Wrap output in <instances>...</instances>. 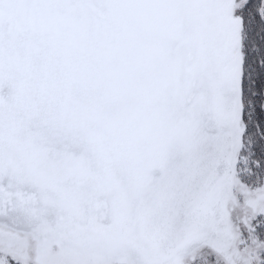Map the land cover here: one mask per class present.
<instances>
[{
    "label": "snow or ice",
    "instance_id": "6c2138e0",
    "mask_svg": "<svg viewBox=\"0 0 264 264\" xmlns=\"http://www.w3.org/2000/svg\"><path fill=\"white\" fill-rule=\"evenodd\" d=\"M0 264H264V0H0Z\"/></svg>",
    "mask_w": 264,
    "mask_h": 264
}]
</instances>
